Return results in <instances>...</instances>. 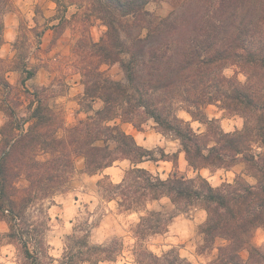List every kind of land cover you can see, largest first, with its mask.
Here are the masks:
<instances>
[{
  "label": "trees",
  "instance_id": "obj_1",
  "mask_svg": "<svg viewBox=\"0 0 264 264\" xmlns=\"http://www.w3.org/2000/svg\"><path fill=\"white\" fill-rule=\"evenodd\" d=\"M12 3L0 0V15ZM57 3L60 5L59 0ZM145 3L147 0H103L101 11L109 23L116 16L131 14L139 25ZM177 11L171 20L150 22L147 38L139 40L138 35L129 39L119 55L120 41L112 28V46L104 49L103 55L109 66L119 64L123 76L115 78L94 70L89 73L91 84L86 85L83 98L88 112L77 124L66 126L40 91L31 93L36 109L30 119H16L17 111L9 105V124L0 129V218L9 224V239L25 255L23 264L53 259L46 241L51 230L49 209L56 204V194L65 192L73 178L78 158L85 159L89 174L102 173L117 159L132 164L156 161L147 149L136 146L132 137L125 135L122 126L132 123L141 129L149 119L162 133L182 138L181 151L195 171L231 169L239 163H244V171L234 181L213 188L201 173L185 180L175 171L167 181H161L159 174L153 178L148 169L129 168L120 184L112 183L109 175L100 181L105 184L108 200L119 196L116 201L127 212L145 210L149 202L163 197H169L181 211L202 207L208 213L201 227L204 247L212 248L217 239L224 241L209 264H264V246L254 243L256 230L264 228V154L252 147L260 146L257 141L264 144V124L257 127L256 117L249 110L253 127L231 139L214 122L197 136L187 125L177 128L182 122L175 118L180 108H206L211 102L200 86L205 70L196 65L188 67L190 63L201 53L207 63L231 55L237 47H247L251 52L258 32L256 22L264 17V0H183ZM120 27L125 32V24ZM251 55L264 56V38ZM5 85H9L7 81ZM97 100L103 103L98 109L93 104ZM205 115L197 112L194 119L204 121ZM205 150L207 156L203 155ZM173 156L163 152L161 159L174 160L177 166V153ZM174 217L158 210L140 217L134 249L138 264H192L176 248L158 254L144 243L150 235L167 232ZM91 230L92 226L83 235L78 230L69 235L57 264H99L115 260L123 251L124 242L119 238L106 244L93 243Z\"/></svg>",
  "mask_w": 264,
  "mask_h": 264
},
{
  "label": "clouds",
  "instance_id": "obj_2",
  "mask_svg": "<svg viewBox=\"0 0 264 264\" xmlns=\"http://www.w3.org/2000/svg\"><path fill=\"white\" fill-rule=\"evenodd\" d=\"M61 7L67 8L66 27L63 34L59 37L57 45L46 52L41 49H47L48 39L51 38V33L45 38V44L39 45L36 36L31 30L36 32L42 31L41 26H45V21L48 17L57 14V0H30L28 11L23 14L21 22V13L15 12L12 17L11 26L5 25L4 29H0V78H3L11 88L7 92L3 87H0V129L5 128L9 124L10 117L7 115L9 105L20 101L19 107L16 109L20 117L30 116L31 111L27 110L29 102L35 98L31 96L34 91H39L41 87L47 88L51 84L49 91H54L58 88V80H63L65 84H79L80 95L83 96V88L85 85L90 86L89 73L93 70L96 73L107 74L108 61L103 55V50L112 46L110 32L112 28L117 30V38L120 41L121 49L116 50L119 55L125 43L129 40L128 35L120 27L123 24L133 22L131 14L128 16H116L115 20L109 23L105 13L101 11L103 0H59ZM15 8H20V4H12ZM46 7L50 11L44 13V18L37 16V22H33L32 8ZM142 11L151 17H155L157 22L171 20L179 13L175 6L174 0L162 2L159 7L156 0H147ZM76 17L74 20L73 17ZM52 24H59L60 20L51 21ZM258 32L254 37L255 46L251 52H257L262 46V38H264V17L257 20ZM148 28H142L139 40H144L148 36ZM81 42H83L81 44ZM249 48L237 47L233 49L232 54L227 57H222L216 60H211L205 63L207 57L201 53L188 67L196 65L198 68L205 70V79L201 81V88L206 93L211 101L206 108H201L199 105H194L189 109L180 108L175 113V118L181 121L177 128H183L187 125L191 131L197 136L206 132V127L209 123H216L221 126L222 132L230 134L231 139H236L238 135H242L246 129L252 128V121L249 119L248 112L251 111L256 117V125L259 127L264 124V56H252ZM34 73L32 79L25 81L26 71ZM66 78V79H65ZM84 81V84H80ZM25 88L29 95H25ZM64 99H68L67 96ZM239 101V103H237ZM50 106L62 104L63 101L54 98L49 101ZM102 105L97 104L96 107ZM36 109V104L32 103V110ZM142 110V109H141ZM197 112L206 113L204 121H200L199 117H195ZM191 113V114H189ZM119 123V121H115ZM148 125H153L152 119L148 120ZM126 136H131L136 146L147 149L157 162H160L161 152L157 148H163L166 156L171 157L177 149L181 147V139L179 136L172 141L157 139L156 143L145 142L140 135L132 133V125L129 124L125 131ZM149 137V141H151ZM167 144V146H165ZM215 141L208 145L212 148ZM256 148L257 152L264 154V144ZM120 151V149H117ZM204 156L208 155V151L203 152ZM180 164L177 171L184 174L188 162L184 158V153H179ZM107 161H105L106 163ZM117 164L121 165L122 169L142 168L148 169L153 178L158 174V171H163L164 174L159 176L161 181L169 179V173L172 172L171 162L163 163L160 169H156L151 161L144 163L130 164L128 160H116ZM110 172L111 169H108ZM196 173L188 170L184 175L185 180H192L196 177ZM205 179L209 178V172L203 171ZM98 179L103 180V174H100ZM212 187L219 185L220 181L212 176L210 181ZM230 182V181H229ZM114 184H120L121 180L112 181ZM155 183V179H153ZM96 202L87 206L78 204L80 212L69 214L66 218L62 217L65 228L64 232L68 235L72 234L74 225L81 224L85 219L88 224L96 218L102 211H107L104 205L107 203L106 197L103 200H98L95 197H90ZM120 197L116 196V200ZM63 201H58L62 203ZM163 203V201H161ZM88 198L84 199V204L87 205ZM97 204L100 207H97ZM153 205H147V209L151 210ZM53 215L58 214L56 209H52ZM141 216L146 212L139 213ZM73 215L77 218L73 219ZM71 220L72 223L67 221ZM3 231L7 233L8 227L5 226ZM83 235V232H80ZM2 251L4 255L0 257V264H17V249L5 239ZM50 244L55 245L56 250L50 251V255L54 257L60 256L61 245L58 240H49ZM260 243H264V235L260 238Z\"/></svg>",
  "mask_w": 264,
  "mask_h": 264
},
{
  "label": "rangeland",
  "instance_id": "obj_3",
  "mask_svg": "<svg viewBox=\"0 0 264 264\" xmlns=\"http://www.w3.org/2000/svg\"><path fill=\"white\" fill-rule=\"evenodd\" d=\"M157 5L162 2H169V0H159L156 1ZM183 0H174L175 6L178 7ZM30 0H13L12 4H20V8H15L11 5L10 9H8L5 13L0 15V22L2 24V29H4L5 25L11 26L12 17L15 12L21 13V22L23 21V14L28 11V5ZM31 11L33 12V22H37V16L40 18H44V13L50 11V9L46 7H36L32 8ZM67 13L66 7H61L57 3V14L54 16H50L45 21V26L42 27V31L36 32L35 29L31 30L33 34L36 36V42L39 45L45 44V38L51 33V38L48 39V47L47 49H41V51H48L54 48L57 45L59 37L63 34V31L66 27V17L65 14ZM59 19V24H52L51 21ZM73 19L75 20L76 17L74 16ZM150 22H157L155 17L149 16L147 13H144L139 17L138 23L136 25V20L133 18V22L130 24H125V33L128 35L129 39H132L135 36H138L141 32L142 28H148L147 25ZM83 42H81L82 44ZM26 71L25 79H32L34 73L30 77V72ZM108 74L115 78H121L123 76V72L121 71L119 64H114L109 66L108 65ZM66 79V78H65ZM26 83V82H25ZM58 88L54 91H49L51 89V84L47 86V88L41 87L39 90L43 93L41 96L44 97L45 103H49L51 99L58 98L63 101L62 104L52 105L53 109L56 110L60 115V119L65 123L66 126H72L77 124L81 119L87 116V106L85 105L87 100H83L85 96L86 85L83 88V96L80 95V85L79 84H71L67 85L64 83L63 80H58ZM6 81L3 78H0V87H3L4 91L7 92L9 85H5ZM24 81L22 82L21 86L23 87ZM80 84H84V81H81ZM11 86V85H10ZM36 92V91H34ZM25 95H29L28 90L25 88ZM32 96V95H31ZM67 96L68 99H64ZM33 97V96H32ZM20 101H17L13 105L15 110L19 107ZM91 103V101H90ZM94 104L96 109L100 107H96L97 104L103 105L101 100H97ZM27 110L31 111L32 113V101L29 102L27 105ZM18 114V113H17ZM30 116H26L23 118L30 119ZM22 118V117H20ZM153 120V119H152ZM154 121V120H153ZM132 125V133L134 135H140L145 142L156 143L157 139H163L165 141L172 142L175 139L171 135H166L162 133L158 127L156 122L154 121L153 125H148L145 123L141 129L136 128L132 123H123L122 126L125 130H127L128 125ZM207 129V127H206ZM149 137H151V141H149ZM167 146V144L165 145ZM162 153L164 152L163 148H157ZM181 151V147L177 149V166L174 160L169 159H161L160 162L151 161V163L155 166L156 169H160L163 163L171 162L172 164V172L169 173V176L172 175L177 169L179 168L180 164V157L179 153ZM184 153V152H183ZM175 154V153H173ZM171 158H174L172 155ZM184 158L186 159L185 153ZM127 160V159H126ZM123 160H121L122 163ZM130 164L131 161L128 160ZM148 162V161H146ZM188 162V161H187ZM114 168L111 169L110 174L105 170L102 173L98 174H89L85 172V159L80 157L76 161V170L73 174V178L71 179L70 183L67 185L65 192H59L56 194L54 202L56 203L49 209V214L51 216V230H49L46 234V241L48 243V251H55V245L50 244L49 240L55 239L58 240L61 249H60V256L54 257L51 256L53 259H49L48 257L44 258L43 264H57V259H60L65 251L66 244L68 242L69 235L64 232L65 224L62 220V217H67L69 214L80 212V209L77 207L78 204L84 205L85 209H87L88 205L96 202V200L91 199L90 197H95L98 200H103L106 198L107 191L105 189V184L101 185V179L97 177L100 174H103L105 178L106 175L110 176V179L114 181L117 176L121 177V181L123 180L126 170L122 169L120 164L115 163ZM245 165L244 163H239L235 167L231 169H218L212 171L209 168H203L199 171H195L189 163L187 164L186 171L182 175H186L188 170L195 172L197 175L199 173H203V171L209 172V181L212 176L216 177V180L220 181L219 185L224 182H232L235 180L237 174L244 171ZM129 169V168H128ZM117 172L119 174H114ZM178 172V171H177ZM179 173V172H178ZM159 175H163V171H158ZM181 174V173H180ZM196 175V176H197ZM114 176L115 178H112ZM103 178V179H104ZM250 181L254 182L253 178H249ZM218 185V186H219ZM88 198L87 205L84 204V199ZM58 201H63L62 203H58ZM163 201V203L161 202ZM153 205L151 210H158L163 211L165 213H170L175 215L173 222H171L169 229L167 232L158 233L155 235H150L146 237L144 241L145 245L148 246L150 249L155 251L158 254H163L167 250L171 248H176L182 257L186 258L192 264H209L217 255L218 246L224 243L222 239H217L214 246L210 249L204 247L205 239L204 234L201 231L202 225L206 222L208 218V213L205 209L199 206H194L188 209L187 211H181L176 209V206L173 204L169 197H163L160 200L151 201L148 205ZM99 208L100 205L97 204ZM107 208V211H102L99 215H96V218L92 221L91 224H88L87 220L85 219L81 224L74 225L72 229V234L76 231L78 234L80 232L85 233L86 229H89L92 226V230L90 232V240L96 244H106L110 243L114 239H122L124 242V249L118 255L115 260H107L102 261L99 264H138L135 258L134 249L138 242V238L136 237V226L140 221L141 212L149 211L147 207L145 210H140L136 212H127L123 211V209L119 206L116 200L109 201L107 199V203L104 205ZM56 209L58 214L53 215L52 209ZM77 216L73 215V219H76ZM68 223H72L71 220L67 221ZM7 226L9 229V224L7 221L0 218V257L4 255L2 248L4 246V241L7 239L9 243H11L17 249V264H23L25 262V255L19 248V246L12 242L9 237L7 236L8 232L5 233L3 231L4 227ZM264 235V228H259L256 230L254 235V243L260 246H264V243H260L261 236ZM243 255L247 257V251L243 252Z\"/></svg>",
  "mask_w": 264,
  "mask_h": 264
},
{
  "label": "crops",
  "instance_id": "obj_4",
  "mask_svg": "<svg viewBox=\"0 0 264 264\" xmlns=\"http://www.w3.org/2000/svg\"><path fill=\"white\" fill-rule=\"evenodd\" d=\"M114 166H115V165L106 168L105 171L108 172V173L110 174L111 171L109 172L108 169H112V168H114ZM115 173H116V174H119V173H117V172H114V174H115ZM120 176H121V175H120ZM120 176H117L116 179H120V180H121V177H120ZM112 178H115V177L112 176ZM116 179H114V180H116ZM54 205H55V204H54ZM52 208H53V206H52Z\"/></svg>",
  "mask_w": 264,
  "mask_h": 264
}]
</instances>
